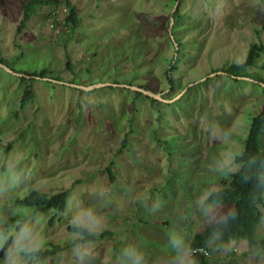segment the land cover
<instances>
[{
	"label": "rangeland",
	"instance_id": "obj_1",
	"mask_svg": "<svg viewBox=\"0 0 264 264\" xmlns=\"http://www.w3.org/2000/svg\"><path fill=\"white\" fill-rule=\"evenodd\" d=\"M24 1L0 0V58L17 72L0 64V264H11L20 221L38 250L62 247L44 263L20 253L21 264H78L77 251L88 252L84 264H125L129 247L142 264H200L197 254L210 264H264L263 207L252 241L191 248L230 212L205 200L239 170L235 157L264 106L259 82L223 69L244 62L253 43L264 46V0H70L74 29L52 24L53 8L70 12L61 0L19 30ZM247 71L264 78V51ZM27 87L34 96L22 108ZM66 189L53 223V211L16 202ZM71 225L112 234L76 244Z\"/></svg>",
	"mask_w": 264,
	"mask_h": 264
},
{
	"label": "trees",
	"instance_id": "obj_2",
	"mask_svg": "<svg viewBox=\"0 0 264 264\" xmlns=\"http://www.w3.org/2000/svg\"><path fill=\"white\" fill-rule=\"evenodd\" d=\"M61 0H25L23 2L24 17L22 19L19 30H21L38 8L44 6H57ZM70 7L68 16V25L73 28L77 24L76 10L71 6L70 0H65ZM264 51L262 44L253 43L247 53L246 60L242 63H232L224 67V71L235 77L239 76L250 77L258 81H263L260 75L249 73L247 67L255 65L261 52ZM67 52V48H66ZM67 56L68 53H67ZM16 62V61H15ZM0 63L6 64L9 67H14L13 63L0 58ZM68 67L71 68V62L68 60ZM171 70H168V74ZM29 75L45 76L47 71L44 69L39 72H24ZM38 73V74H37ZM26 79L25 77H22ZM264 90V87H262ZM143 92L136 91V95H142ZM34 92L27 87L22 97L21 107H25L33 98ZM128 141V136L124 138ZM124 143V142H123ZM236 162L240 165L238 171L231 174V179L227 182L223 181V185L218 190L212 191L206 198V203H217L231 208L230 212L220 220L206 224L204 229L195 234L191 242V248L197 249L208 246L212 242L216 246H220L230 240H238L245 238L249 241L254 239L257 226L263 218L264 208V106L253 116L249 127L245 147L242 153L236 155ZM107 172L114 180L112 167L107 168ZM71 194L70 189L60 191L55 194H48L41 191H32L21 199H17V203L24 207H30L38 210H51L53 215L50 218V223L60 217L66 210L68 200ZM17 219L9 218L7 226H11ZM23 221L17 226L22 224ZM4 228V226H2ZM70 230L77 232L80 235L75 243L90 242L97 239L105 238L112 234V231H106L99 236L91 233L86 227L80 225L69 226ZM12 240L8 239L3 249H6ZM2 249V250H3ZM62 249L59 245H54L51 248L31 252L36 255L41 263H44L48 257L55 255ZM200 264H210L204 255H196Z\"/></svg>",
	"mask_w": 264,
	"mask_h": 264
},
{
	"label": "clouds",
	"instance_id": "obj_3",
	"mask_svg": "<svg viewBox=\"0 0 264 264\" xmlns=\"http://www.w3.org/2000/svg\"><path fill=\"white\" fill-rule=\"evenodd\" d=\"M3 242V238H0ZM170 243L174 248L180 249L182 241L178 236H173ZM38 250L36 237L32 233V229L27 224H20L15 239L13 240V249L10 251L11 264H21L20 253L35 252ZM78 264H84L85 258L88 256L87 251H77ZM125 264H142V256L135 248L129 247L123 250Z\"/></svg>",
	"mask_w": 264,
	"mask_h": 264
},
{
	"label": "built area",
	"instance_id": "obj_4",
	"mask_svg": "<svg viewBox=\"0 0 264 264\" xmlns=\"http://www.w3.org/2000/svg\"><path fill=\"white\" fill-rule=\"evenodd\" d=\"M60 9L55 7L51 10L50 15L53 20L52 24L54 26H60L63 29H68L69 28V25H68L69 10L66 7H64L61 11ZM201 250H203V247L201 248ZM195 251H198V249H195Z\"/></svg>",
	"mask_w": 264,
	"mask_h": 264
},
{
	"label": "water",
	"instance_id": "obj_5",
	"mask_svg": "<svg viewBox=\"0 0 264 264\" xmlns=\"http://www.w3.org/2000/svg\"><path fill=\"white\" fill-rule=\"evenodd\" d=\"M173 19V18H172ZM173 38V37H172ZM176 42V41H175ZM176 44H177V42H176ZM178 45V44H177ZM1 65H3L7 70H10V71H12V72H14V73H17L16 71H14V70H12L10 67H8L7 65H5V64H3V63H0ZM238 78H246V79H250V80H253V81H256V82H259L263 87H264V82L263 81H258V80H255V79H253V78H250V77H244V76H239ZM76 86H79V87H83V88H85V89H90L88 86H82V85H78V84H75ZM99 85H104V83H100V84H98L97 86H99ZM132 89H134V90H138V91H140V92H143V93H145V94H147V95H149V96H151V97H154V98H162L161 97V94H156V93H154V92H152V91H149V90H147V89H145V88H142V87H139V86H131V85H129Z\"/></svg>",
	"mask_w": 264,
	"mask_h": 264
}]
</instances>
